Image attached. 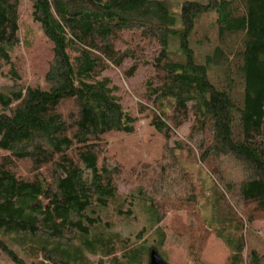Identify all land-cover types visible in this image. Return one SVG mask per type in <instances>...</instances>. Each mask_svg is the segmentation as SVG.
Listing matches in <instances>:
<instances>
[{
    "label": "trees",
    "instance_id": "obj_1",
    "mask_svg": "<svg viewBox=\"0 0 264 264\" xmlns=\"http://www.w3.org/2000/svg\"><path fill=\"white\" fill-rule=\"evenodd\" d=\"M29 1L47 66L41 86L0 87V255L14 264H84L87 253L97 264H146L152 248L166 255L169 228L193 241L187 264H205L212 235L227 248L225 264H264L243 236L264 220V0ZM18 6L0 0V63L11 64L20 42ZM147 55L153 76L131 112L101 73L130 61L131 76ZM135 112L153 134L136 142V182L123 195L109 139L134 135ZM153 143L158 193L145 185ZM185 159L207 168L214 202L190 185ZM106 211L142 215L139 233L124 238ZM170 211L181 220L173 229L162 222Z\"/></svg>",
    "mask_w": 264,
    "mask_h": 264
},
{
    "label": "rangeland",
    "instance_id": "obj_2",
    "mask_svg": "<svg viewBox=\"0 0 264 264\" xmlns=\"http://www.w3.org/2000/svg\"><path fill=\"white\" fill-rule=\"evenodd\" d=\"M173 8H176L177 3L180 0H168ZM32 4L29 0H19L18 12L21 18V29L19 32L20 42L14 48L11 54V64H5L3 62L0 63V87L4 89H10L13 86L19 87H32L35 88L37 86H41L43 84L44 72L47 66V57H48V46L46 44V40L43 37L38 25L32 20L30 15ZM146 61L148 64L139 65L131 76L126 77L124 72L127 70L131 62L125 61L121 65V67H110L104 70L101 73V77H106L110 81V86L115 87L113 94L116 95L119 99V103L124 109H127L131 112L137 111V108L141 103H143L142 96L145 94L147 90V81L153 76V69L150 65V57L146 56ZM139 116L136 124V132L132 136L120 135L114 138H110V148L108 150L109 155L111 153L116 154V157L122 162L121 175H123L122 181H119L118 190L123 195L127 194L130 188L136 182V178L134 176V151L137 146L136 142L138 140L148 141L149 137L153 134L152 127L148 124V119L144 118L140 115V112H135ZM180 137L187 133V129L185 125L182 127V130L179 132ZM162 140L163 138L160 137ZM171 138H167V144L170 148L172 143ZM148 152L150 154L151 160H154V164L152 166V174L147 172V180L145 182L146 187L153 192L159 191V189L163 188V185L158 184V186L152 182L150 177L152 175H158V163L155 161L156 156L159 152V149H156V145H150L148 148ZM170 152V151H169ZM168 155V153H167ZM166 155V159L169 158ZM164 158V157H163ZM181 164L188 170L186 175L188 182H191L195 185L198 192L205 190V194H207V190L210 193V200L214 202L216 199V192H214L213 185V177L207 174V168L203 167L202 163H198V166L192 165L190 162H187L186 159ZM150 162V161H149ZM189 165V166H188ZM191 165V166H190ZM232 165V163H231ZM230 164L227 165V174L233 177L235 174H231L232 166ZM24 168V167H23ZM25 169V168H24ZM23 169V170H24ZM191 169V173H190ZM202 169V170H201ZM172 175V171L169 172ZM150 175V176H149ZM174 175V174H173ZM210 177H208V176ZM166 176V175H165ZM164 176V177H165ZM175 176V175H174ZM172 177V176H171ZM184 177V176H183ZM212 182L210 181V179ZM154 179V178H153ZM165 179V178H164ZM151 182V183H150ZM182 182V181H181ZM176 183L175 180L168 181L167 184L174 186ZM180 186V183H178ZM182 185V183H181ZM157 186V187H156ZM204 187V188H203ZM188 189V188H187ZM182 190V189H181ZM172 207V206H171ZM169 206V208H171ZM136 211H138V207H135ZM168 211V209H167ZM182 217H186V212L180 211ZM215 212V214H214ZM111 219L116 221V232H121L125 237H129L131 240L135 237L136 234L139 233L140 222H143V216L139 215L137 219H130L128 217H117L113 215L110 211L105 212ZM205 216H210L214 220L217 214L215 209L211 208V214L205 211ZM180 220L178 217L173 215L172 211L166 214V217L162 222L166 224L168 227H173L176 225L177 221ZM181 221V220H180ZM164 224V226H165ZM165 226V227H166ZM118 230V231H117ZM137 230V231H136ZM113 231V230H112ZM114 232V231H113ZM114 232V233H116ZM129 233L130 236L128 235ZM127 235V236H126ZM145 236V237H143ZM243 236L247 244L250 243L254 245L258 251L264 253V220L259 219L256 220L252 226V228L245 229L243 231ZM144 240H147V244L149 243L146 235H142ZM253 238V239H252ZM193 243V241L187 240L183 237H178L174 232H172L169 228L167 229L166 234V242L164 245V253H161V258L164 259L168 264H187L188 255H187V247L189 244ZM116 252L120 251L117 247L114 249ZM148 254L142 257V261L148 264ZM169 257H168V256ZM227 255V248L225 245L218 239L215 238L214 235L210 236L209 241H207L206 246L204 247V253L202 252L201 260L205 264H225V257ZM89 261H86L84 264H97V255L86 254ZM0 264H14L8 256L5 254L0 255Z\"/></svg>",
    "mask_w": 264,
    "mask_h": 264
},
{
    "label": "water",
    "instance_id": "obj_3",
    "mask_svg": "<svg viewBox=\"0 0 264 264\" xmlns=\"http://www.w3.org/2000/svg\"><path fill=\"white\" fill-rule=\"evenodd\" d=\"M148 264H167L155 249H150L148 254Z\"/></svg>",
    "mask_w": 264,
    "mask_h": 264
}]
</instances>
